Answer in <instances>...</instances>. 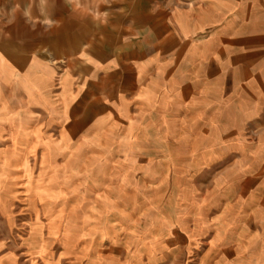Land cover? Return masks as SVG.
Returning a JSON list of instances; mask_svg holds the SVG:
<instances>
[{
	"label": "crops",
	"instance_id": "obj_1",
	"mask_svg": "<svg viewBox=\"0 0 264 264\" xmlns=\"http://www.w3.org/2000/svg\"><path fill=\"white\" fill-rule=\"evenodd\" d=\"M145 112L208 150L195 165L223 166L192 196L195 226L259 259L264 0H0V133L14 148L31 131L73 149Z\"/></svg>",
	"mask_w": 264,
	"mask_h": 264
},
{
	"label": "rangeland",
	"instance_id": "obj_2",
	"mask_svg": "<svg viewBox=\"0 0 264 264\" xmlns=\"http://www.w3.org/2000/svg\"><path fill=\"white\" fill-rule=\"evenodd\" d=\"M161 120L140 113L73 149L52 148L54 132L17 148L0 133V264H264V240L245 259L248 245H212L211 226H195V191L223 166L195 165L208 150L181 147Z\"/></svg>",
	"mask_w": 264,
	"mask_h": 264
}]
</instances>
